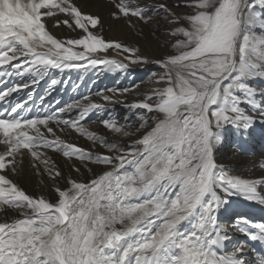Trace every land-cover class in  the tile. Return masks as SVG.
I'll return each instance as SVG.
<instances>
[{
    "label": "snow or ice",
    "instance_id": "snow-or-ice-1",
    "mask_svg": "<svg viewBox=\"0 0 264 264\" xmlns=\"http://www.w3.org/2000/svg\"><path fill=\"white\" fill-rule=\"evenodd\" d=\"M181 7L188 11L182 14ZM161 13L171 39L150 61L135 44L106 40L100 15L82 11L73 0H0V213L14 211L20 217L0 222V264H248L244 242L225 251L230 227L246 230L251 240L264 239V222L240 218L229 226L217 214L227 196L237 193L264 203V192L258 191L264 175L230 174L215 153L226 125L247 130L264 122V91L248 84L264 77V35L255 32L264 28V0L174 5L112 0L110 10L129 28L135 27L133 20L155 23ZM49 21L56 29L66 26L82 34L58 39L48 30ZM98 25L96 32L90 30ZM110 49L123 59L110 58ZM148 62L163 69L150 74L162 86L126 105L144 110L139 126L111 115L101 121L110 134L132 137L143 131L131 143L116 142L82 123L105 107L89 97L54 107L44 104L51 94L46 92L40 106L33 105L36 111L19 99L13 103L14 94L18 98L53 69L103 66L115 72ZM61 82L50 79L49 87ZM132 90L139 91V85L107 91ZM96 95L113 98L104 91ZM66 129L107 152L69 142L62 138ZM49 152L72 161L69 170L75 176ZM26 159L54 183L64 181L51 199L30 195L18 183Z\"/></svg>",
    "mask_w": 264,
    "mask_h": 264
},
{
    "label": "bare ground",
    "instance_id": "bare-ground-1",
    "mask_svg": "<svg viewBox=\"0 0 264 264\" xmlns=\"http://www.w3.org/2000/svg\"><path fill=\"white\" fill-rule=\"evenodd\" d=\"M73 2H76L78 6L82 8V11L88 14L100 15L103 24L101 34L106 40L116 39L121 42L135 44L141 47L142 50L149 55L150 61L156 60L157 57L154 58L145 51L142 42L143 39L140 38L139 34L143 33L142 35H145L147 43L154 42L158 44V47H161L159 43H163L164 41L160 39L158 32L165 28L166 19L164 18L163 13L156 18L155 23L150 25L152 28L151 31L150 27L145 26L147 24L136 20H133L135 27L129 28L125 20L114 19L110 15L112 0H73ZM148 2L152 3L154 0H148ZM167 3L174 5L181 3V0H167ZM259 10L260 9H258V11ZM53 24L54 21H49L48 30L52 32L53 35L57 36L58 39L79 38L82 34V30L76 29L75 31H71L66 26L56 29L52 26ZM257 27L260 29V26ZM99 28L100 26L98 25L97 29L90 28V30L96 32ZM262 34H264V28ZM107 54L110 58L123 59V56L118 50L110 49ZM153 63L154 62L144 65L143 67L145 68L143 70L147 72L149 70L148 67ZM128 70L130 71H125L126 73L124 71L109 73L106 72L104 68L92 72H88L87 68L69 69L64 70L63 72L58 69H53L38 85L22 91L18 98L14 94L13 103L16 102V99H19L21 102H26L28 108H32L33 111H36L37 109L33 108V105L39 107L41 104L40 97L44 96L46 92H50L51 94L45 96L44 104H51L54 107L65 106L74 101H84L85 97H89L92 102L103 104L105 107L101 112L94 111L90 113L82 123H84L90 130L97 131L101 135H108L110 139H113L116 142L131 143L133 139H139L143 132L137 133L132 137L118 139L117 137L115 138L113 134H110L109 130H107L101 123L102 119H107L108 116L111 115L114 116L119 123H130L139 126L137 117L143 115L144 110H130L126 105L139 100L144 91L140 89V91L132 90L123 95L107 91L109 89L115 90L122 88L134 89V86L138 85L140 76L135 73L136 68L133 66H130ZM86 73L91 75H87ZM53 78H59L62 81L60 84L56 85L54 89L49 87L50 79ZM12 82H18V79L13 78ZM248 84L253 89L264 91V78H251ZM100 91L112 95V101H104L102 96L96 95V93ZM28 92H32L31 100L28 99ZM57 101L59 104L56 103ZM2 103L3 102H0V105H2ZM242 107L245 109L248 108L246 104L242 105ZM222 135L223 140L217 146L215 153L217 163L228 166L230 174L240 175L242 178H260L264 175V122L257 121L247 130H242L229 124L226 125ZM62 138H65L69 142H76L79 146L87 147L90 150L107 152V150L103 149L101 145H93L91 141L86 139V137L80 136L70 129L65 130V133L62 134ZM49 156L56 160L57 165L62 166L66 173L75 176V174L69 170V164H71L72 161L67 160L60 153L54 154L49 152ZM77 166H79L78 163ZM81 171L82 173L85 172L84 169H81ZM86 175L88 178H94L91 174ZM17 180L20 186H22L30 195H45L49 199L52 198L54 187L63 185L64 183L63 180L54 183L42 169L38 173L28 163L27 159L25 160L23 171ZM81 180H84L83 175L81 176ZM258 191L264 192V185L258 186ZM226 199L227 203L219 209V213L217 214L218 220L221 224H227L226 221H229L228 224L230 223L231 225H234V219L231 218L234 212H237V219L247 218V220L257 223L264 222V203H258L251 199H247L245 195L240 193L229 195ZM16 218H20L19 213L14 211H10L7 214L0 213V222H4L5 219H8L10 222L11 219ZM231 230L232 229L230 228L229 233H231ZM241 232L245 233V236L249 240V244H247L248 250H245V259L248 264H261L262 260H264V239L251 240L249 239L246 230H241ZM225 245L227 247V241H225Z\"/></svg>",
    "mask_w": 264,
    "mask_h": 264
},
{
    "label": "rangeland",
    "instance_id": "rangeland-1",
    "mask_svg": "<svg viewBox=\"0 0 264 264\" xmlns=\"http://www.w3.org/2000/svg\"><path fill=\"white\" fill-rule=\"evenodd\" d=\"M174 10H176V9H174ZM179 11L183 14V13L187 12L188 10L185 9V8H183V7H181L179 9ZM165 22H166L165 23V28L163 30H160L158 32V34L160 36V39L162 41H164L163 43H159L161 45V47L160 46L158 47V44L157 43H154V42L153 43L152 42L151 43H147L146 38H145V35H142L143 33H140L139 34L140 38L143 39L142 42L144 44L145 51L147 53H149L154 58H156V57L159 58V55L162 54L163 52H165V44H166V41H168L169 39H171V37L168 35V32L170 31V29L167 27V20H165ZM150 25L151 24H147L145 26L150 27ZM261 29H262V31H261ZM150 30L152 31V28L151 27H150ZM255 32L257 33V35H264V34H262L263 33V28H261V27H260V29L257 27V29H255ZM162 47H163V49H162ZM148 63H151V62H148ZM146 64L147 63H142V64H138V65H132L134 68H136V72L135 73H137L140 76V79L138 80V85L140 86L139 89L144 91V92H142L143 95L145 93L146 94L150 93V90L153 89V88L162 86V85H159V84L154 83L150 74L153 73V72H155V73H161L163 71V69L159 65H157L156 63H153V64H151V66L148 67L149 70L147 72H145L143 70L145 67H143V66L146 65ZM102 68H104V67L103 66H100V68H99V66H97V67H91V66H89V67H87V70H88V72H92V71H95V70H100ZM104 70L106 72H109V73L113 72V71H108L106 68H104ZM128 71H130V70H127L126 72H128ZM86 74L87 75H91V74H88V73H86ZM258 78H264V77H258ZM147 80H149V81H147ZM250 80L251 79H249V81ZM249 81H248V83H249ZM146 89H147V91H146ZM131 125H132L133 128L138 127L137 125L135 126V124H131ZM109 132H110V130H109ZM113 135H114L115 138L117 137L118 139L123 138V136H121L119 134H113ZM237 216H238L237 215V212H234L233 216L231 217V218L234 219V220L232 219L234 221L233 224H235L238 221ZM228 222L229 221H226L227 224H224V225L232 226L230 223L228 224ZM230 228L232 229L231 230V233H229L230 238H231V244H229V242L227 241V247L225 248V251L226 252L233 251L231 245H234V244L239 243V242H244L245 243V246H246L245 247V250L246 249L248 250V245L247 244H249L248 243L249 240L245 236V233H242L241 231H236L235 228H233V227H230Z\"/></svg>",
    "mask_w": 264,
    "mask_h": 264
}]
</instances>
